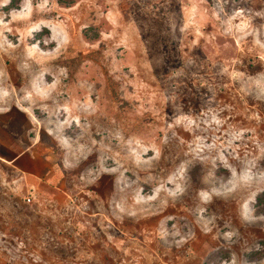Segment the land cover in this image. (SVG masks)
<instances>
[{
  "label": "rangeland",
  "instance_id": "rangeland-1",
  "mask_svg": "<svg viewBox=\"0 0 264 264\" xmlns=\"http://www.w3.org/2000/svg\"><path fill=\"white\" fill-rule=\"evenodd\" d=\"M0 264H264V0H0Z\"/></svg>",
  "mask_w": 264,
  "mask_h": 264
}]
</instances>
